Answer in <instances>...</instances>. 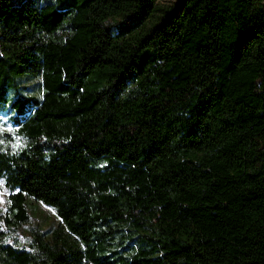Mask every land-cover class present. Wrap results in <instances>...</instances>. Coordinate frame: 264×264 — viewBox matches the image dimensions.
<instances>
[{
    "label": "trees",
    "instance_id": "16d2710c",
    "mask_svg": "<svg viewBox=\"0 0 264 264\" xmlns=\"http://www.w3.org/2000/svg\"><path fill=\"white\" fill-rule=\"evenodd\" d=\"M0 115V264H264V0H0Z\"/></svg>",
    "mask_w": 264,
    "mask_h": 264
},
{
    "label": "rangeland",
    "instance_id": "374dc122",
    "mask_svg": "<svg viewBox=\"0 0 264 264\" xmlns=\"http://www.w3.org/2000/svg\"><path fill=\"white\" fill-rule=\"evenodd\" d=\"M175 2V0H157V4L159 5H169ZM27 89L26 91L37 92V85L35 79H28L26 81ZM17 138V135L14 133L13 129H11L10 123L6 120L4 115H0V148L5 147L10 141ZM0 212L4 211L6 205V196L0 191ZM30 218L32 224H38L41 228L47 232V235H50V232L57 227L58 220L55 216L53 210L41 203H32L30 205Z\"/></svg>",
    "mask_w": 264,
    "mask_h": 264
},
{
    "label": "snow or ice",
    "instance_id": "6c2138e0",
    "mask_svg": "<svg viewBox=\"0 0 264 264\" xmlns=\"http://www.w3.org/2000/svg\"><path fill=\"white\" fill-rule=\"evenodd\" d=\"M0 202H2V201H0Z\"/></svg>",
    "mask_w": 264,
    "mask_h": 264
}]
</instances>
